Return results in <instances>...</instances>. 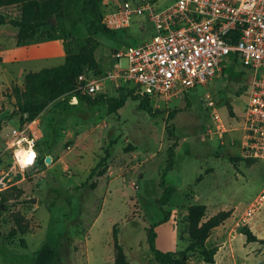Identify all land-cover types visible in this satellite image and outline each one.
<instances>
[{"label": "rangeland", "instance_id": "rangeland-1", "mask_svg": "<svg viewBox=\"0 0 264 264\" xmlns=\"http://www.w3.org/2000/svg\"><path fill=\"white\" fill-rule=\"evenodd\" d=\"M93 1L39 0L0 8V16L7 19L0 24V197H7L0 202V264H34L40 246L60 238L63 247H58L53 264H114L113 226L128 264H159L149 251L146 229L162 219L160 207L169 211L168 221L155 227L156 246L183 251L189 242L186 215L192 204H204L206 218L220 210L231 211L229 222L212 229L206 240L208 247H218L212 264H264V245L246 242L238 233L247 225L264 239V200L258 199L264 190V159L247 165L239 157V130L234 129L243 118L249 78L239 65L225 66L206 84L169 101L153 99L152 108L160 112L156 115L139 109L138 100L131 97L109 113L106 102L87 105L76 95H63L27 124L28 131H36V164L29 169L13 164L7 133L20 124V115L12 112V89L23 88L27 72L61 65L68 53L82 48L89 37L86 26L97 16ZM122 1H100L102 19ZM144 1L163 7L174 0ZM9 19H40L43 25L26 31L24 43L17 45L18 28ZM140 27L147 31L141 32ZM107 29L92 33L102 70L114 62L116 50L137 45L152 33V26L139 16L132 17L130 26ZM119 63L127 67L125 58ZM111 84L106 80L105 91L94 96H116ZM207 94L225 131L215 128L211 108L205 107ZM171 111L173 117L167 120ZM167 124L176 145L165 181L174 191L160 205L156 201L162 194L159 180L174 142L168 139ZM106 152L107 160L96 168ZM230 156L237 160L231 161ZM103 167L105 173L98 175ZM12 186L23 192L17 195ZM14 215L22 217L27 229L10 235ZM185 257L186 264H209L197 252H187Z\"/></svg>", "mask_w": 264, "mask_h": 264}, {"label": "built area", "instance_id": "built-area-1", "mask_svg": "<svg viewBox=\"0 0 264 264\" xmlns=\"http://www.w3.org/2000/svg\"><path fill=\"white\" fill-rule=\"evenodd\" d=\"M133 16L152 26L149 38L116 50L112 70L104 75L79 74L73 93L94 97L105 91L104 82L109 80L116 89L121 85L136 95L169 101L206 84L225 66L239 65L249 77L243 118L234 128L239 130V157L264 159V0H174L163 7L144 0H123L102 23L120 29L129 26ZM141 30L147 31L145 27ZM120 58L126 59L127 67H121ZM205 98L215 128L225 131L213 100L208 94ZM29 123L13 126L7 133L13 164L21 169L32 168L39 155L36 131H28ZM21 150L23 157L17 154ZM258 199L264 200V190Z\"/></svg>", "mask_w": 264, "mask_h": 264}, {"label": "trees", "instance_id": "trees-1", "mask_svg": "<svg viewBox=\"0 0 264 264\" xmlns=\"http://www.w3.org/2000/svg\"><path fill=\"white\" fill-rule=\"evenodd\" d=\"M34 1L39 0H0V8ZM100 1L102 0L93 1L92 10L97 12V16H95L92 23L86 26L89 31V37L82 48H79L77 52L68 53L65 56L64 63L61 65L55 67H45L38 71L27 72L24 76L23 88L18 86L13 87L12 95L15 99V109L12 112L13 114L19 113L20 124L31 122L50 102L66 94L76 95L87 105L106 102L109 113L116 112L119 108H121L128 97L138 100L137 107L147 111L150 115L160 113L152 108L151 102L153 99L151 97L136 95L132 89L125 87L119 86L117 88L118 94L113 97H106L103 93L94 97L80 92L73 93L77 76L79 74L87 73L88 71H91L93 74H99V64L94 56L96 40L94 39L92 33L109 32L106 26L102 23V16L99 13L98 3ZM6 21V17L0 16V24L5 23ZM41 22L42 20L40 19H32L29 21L24 19H9L8 23L18 28L16 34V44L22 45L26 37V31L37 30L43 25ZM173 114V111L168 113L166 117L167 120H170L173 117ZM23 115L26 117L24 118ZM166 131L168 133V139H172L174 142L168 147L167 162L159 180V185L162 188V194L156 199V201L159 202L160 205L166 204L174 191L173 187L166 185L165 175L168 171L172 170L173 167L174 146L176 145V141L173 137L174 133L170 124L166 125ZM107 158L108 153L106 152L96 164V168L101 166ZM229 158L231 161L237 160L236 157L230 156ZM245 161L247 165H251L255 160L246 159ZM94 170L95 167L91 171L93 172ZM105 171L106 169L103 167L100 171H98V175H103ZM94 184H92V186H94ZM12 190H16L17 195L23 192L16 186H12ZM6 200V196L2 195L0 197V202L3 203ZM160 208L164 213L162 219L146 229V242L148 244L149 251L152 253L153 259L159 264H186L185 254L187 252H197L205 263H214V255L216 254L218 247H208L206 245V240L209 237L211 230L223 223L224 220L230 216L231 211L220 210L206 218V206L204 204L189 205L186 215L189 242L183 251L174 252L171 250H160L157 248L155 243L157 237L155 227L167 222L170 214L169 211L163 209L162 207ZM14 222L15 227L10 231V235L15 234L16 232L23 233L26 231L27 228L22 222V217L14 215ZM238 232L242 233L246 237V242H258L264 245V239L258 238L247 225L241 226ZM112 239L114 264H128L122 245L118 242L116 226H113L112 228ZM60 240L56 243L46 242L42 244L35 252L34 264H53L58 259L59 250H61L58 247H63V243L61 244Z\"/></svg>", "mask_w": 264, "mask_h": 264}, {"label": "crops", "instance_id": "crops-1", "mask_svg": "<svg viewBox=\"0 0 264 264\" xmlns=\"http://www.w3.org/2000/svg\"><path fill=\"white\" fill-rule=\"evenodd\" d=\"M129 26H130V25H129ZM140 31H141V32H144L143 30H141V27H140ZM144 39H145V38H144ZM144 39H143V40H144ZM143 40H142V41H143ZM142 41H141V42H142ZM141 42H140V43H141ZM94 49H95V48H94ZM94 56H95V58H96V60H97V56H96L95 52H94ZM112 56H113V54H112ZM113 58H114V57H113ZM97 62H98V60H97ZM114 63H115V60H114V62H113L109 67H107V68H105L104 70H102L101 64L98 62V64H99V71H100V72H99V74H95V75H98V76L104 75V74L108 71L107 69L113 67V64H114ZM110 83H112V82H110ZM111 85H113V83H112ZM119 109H120V108H119ZM119 109H118V110H119ZM231 218H232V217H228L226 220H224L223 223H227V222H229V220H230ZM223 223H221L220 225L216 226L215 228H218V227L222 226ZM238 233H239V232H238ZM236 234H237V233H235V235H236ZM240 234H242V233H240ZM235 235H233V236H235ZM233 236H232V237H233ZM245 238H246V237H245ZM228 240L230 241L231 239H228ZM217 251H218V250H217ZM218 252H219V251H218ZM218 252H217V253H218ZM217 253L215 254V257H214L215 262L217 261V257H216V256H217ZM215 262H214V263H215Z\"/></svg>", "mask_w": 264, "mask_h": 264}, {"label": "bare ground", "instance_id": "bare-ground-1", "mask_svg": "<svg viewBox=\"0 0 264 264\" xmlns=\"http://www.w3.org/2000/svg\"><path fill=\"white\" fill-rule=\"evenodd\" d=\"M24 153H25L24 150H21V151H18V152H17V154L20 155L21 157L24 156Z\"/></svg>", "mask_w": 264, "mask_h": 264}, {"label": "water", "instance_id": "water-1", "mask_svg": "<svg viewBox=\"0 0 264 264\" xmlns=\"http://www.w3.org/2000/svg\"><path fill=\"white\" fill-rule=\"evenodd\" d=\"M46 161H49L48 157L46 158Z\"/></svg>", "mask_w": 264, "mask_h": 264}]
</instances>
